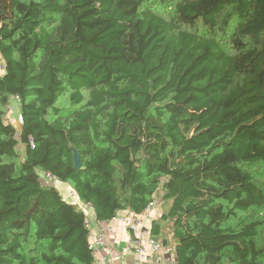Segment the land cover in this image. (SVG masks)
Masks as SVG:
<instances>
[{
  "label": "trees",
  "instance_id": "obj_1",
  "mask_svg": "<svg viewBox=\"0 0 264 264\" xmlns=\"http://www.w3.org/2000/svg\"><path fill=\"white\" fill-rule=\"evenodd\" d=\"M253 162L264 164V0H0V264H95L83 210L40 172L99 221L161 191L170 203L151 233L175 264H264V222L240 218L264 206L242 166Z\"/></svg>",
  "mask_w": 264,
  "mask_h": 264
},
{
  "label": "built area",
  "instance_id": "obj_2",
  "mask_svg": "<svg viewBox=\"0 0 264 264\" xmlns=\"http://www.w3.org/2000/svg\"><path fill=\"white\" fill-rule=\"evenodd\" d=\"M16 122H22L21 116L18 114ZM52 177L50 174H48ZM156 204L150 201L146 208L139 214L127 212L128 229L131 234L130 245L135 254V261L138 264H174V249L172 246L162 243L156 239L151 233V224L154 218H158L156 211L153 213ZM118 213L111 217L110 221L117 220ZM113 230V226L106 227L104 232L98 233L89 241V247L94 253L99 247L103 249L101 258L97 259L96 264H106L108 254V246L104 241V233Z\"/></svg>",
  "mask_w": 264,
  "mask_h": 264
},
{
  "label": "crops",
  "instance_id": "obj_3",
  "mask_svg": "<svg viewBox=\"0 0 264 264\" xmlns=\"http://www.w3.org/2000/svg\"><path fill=\"white\" fill-rule=\"evenodd\" d=\"M17 125L19 124L17 123ZM52 181L51 182L55 187H57V183L60 184L58 188L59 190H57L66 201L76 204L83 210L89 229V241L92 240L98 233L104 232L107 226H113L112 231L104 233V241L106 242L109 249L108 254H106V264H138L135 261V254L133 253L132 247L130 245L131 234L128 229V216L126 215V213L128 212L127 210L118 211L117 220L113 222H111L110 220H96L91 205L84 204L79 200L70 183L58 181L53 177ZM103 252L104 251L101 247L95 250V252L93 253L95 264L97 259H99V257L101 258ZM175 263L176 258L174 264Z\"/></svg>",
  "mask_w": 264,
  "mask_h": 264
},
{
  "label": "rangeland",
  "instance_id": "obj_4",
  "mask_svg": "<svg viewBox=\"0 0 264 264\" xmlns=\"http://www.w3.org/2000/svg\"><path fill=\"white\" fill-rule=\"evenodd\" d=\"M230 20L231 21L229 22V24H230V27H232L233 25H235V20L233 18H231ZM219 35H221V33H219ZM56 108L60 110L59 117H62V118L68 116L71 113L72 106L67 100V94L60 98V100L56 104ZM18 114H19V108H18L17 99L15 97L13 98L11 97L9 100V104L4 108V119L13 124L16 130L15 137L19 141L20 126L17 125L16 123ZM16 151L23 159L25 155V145L19 141L18 144L16 145ZM242 166L244 169H246L247 171L251 173L256 184L259 185L264 190V164H262L261 162H253V163H242ZM40 179L43 184H52V182H54L52 181V177H50L48 174H44L43 172H40ZM59 185L60 184L57 183V187H56L57 189L59 188ZM154 202L156 204V207L154 208L153 213L156 211L158 216L161 215L162 211L166 210L167 206L170 203L169 201L162 199L161 191H159L155 195ZM158 218L156 217L154 218V220ZM240 218L243 221L258 219L264 222V206L263 208L259 210H254L246 214H242L240 215ZM167 222L165 220H160L159 224L162 230L165 229L166 227L167 232H169L170 231L169 230L170 221H167ZM158 240L160 239L158 238ZM258 241L260 245H264V223L261 225L259 229Z\"/></svg>",
  "mask_w": 264,
  "mask_h": 264
},
{
  "label": "water",
  "instance_id": "obj_5",
  "mask_svg": "<svg viewBox=\"0 0 264 264\" xmlns=\"http://www.w3.org/2000/svg\"><path fill=\"white\" fill-rule=\"evenodd\" d=\"M73 162L76 168H79L81 166L79 155L75 149H73Z\"/></svg>",
  "mask_w": 264,
  "mask_h": 264
}]
</instances>
